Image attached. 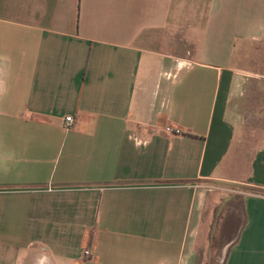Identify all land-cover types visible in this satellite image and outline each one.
I'll list each match as a JSON object with an SVG mask.
<instances>
[{"label":"crops","instance_id":"obj_1","mask_svg":"<svg viewBox=\"0 0 264 264\" xmlns=\"http://www.w3.org/2000/svg\"><path fill=\"white\" fill-rule=\"evenodd\" d=\"M176 4L0 0V264H199L211 234L264 264V109L233 64L264 0H207L186 54L149 46Z\"/></svg>","mask_w":264,"mask_h":264},{"label":"rangeland","instance_id":"obj_2","mask_svg":"<svg viewBox=\"0 0 264 264\" xmlns=\"http://www.w3.org/2000/svg\"><path fill=\"white\" fill-rule=\"evenodd\" d=\"M176 2L177 17L172 23L173 26L169 28V31H164L163 35L158 36L157 42L149 44V46L159 47L160 44H163L165 48H168L169 42L179 40V53L186 54L192 49V46L188 43L191 41L188 33L203 21L207 0H176ZM142 37L143 35H141ZM233 64L240 68L237 73L243 81L247 78H256L259 81L248 83V87L253 88L254 108L252 109L251 106L250 109L245 107V110H249L245 113L249 116L248 118H251L250 116L256 114V110L261 113L264 109V86L262 84V81H264V31L261 40L251 48L250 54H247L244 59H234ZM246 81L244 85L241 84V88H247ZM209 240V245L199 255V264H221L223 254L220 252V246L217 243L219 241H215L212 234Z\"/></svg>","mask_w":264,"mask_h":264},{"label":"built area","instance_id":"obj_3","mask_svg":"<svg viewBox=\"0 0 264 264\" xmlns=\"http://www.w3.org/2000/svg\"><path fill=\"white\" fill-rule=\"evenodd\" d=\"M73 122L74 121L70 115H66L63 117V124L64 125H71ZM164 132L167 134H177L179 132V130L177 128H174L171 126H165ZM82 255L86 259L90 258V253H89L88 249H84V251L82 252Z\"/></svg>","mask_w":264,"mask_h":264}]
</instances>
